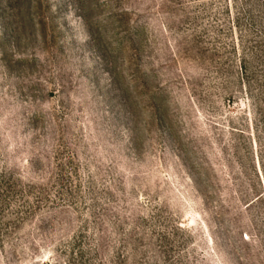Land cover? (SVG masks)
Wrapping results in <instances>:
<instances>
[{
  "label": "rangeland",
  "instance_id": "rangeland-1",
  "mask_svg": "<svg viewBox=\"0 0 264 264\" xmlns=\"http://www.w3.org/2000/svg\"><path fill=\"white\" fill-rule=\"evenodd\" d=\"M0 264H264V0H0Z\"/></svg>",
  "mask_w": 264,
  "mask_h": 264
}]
</instances>
